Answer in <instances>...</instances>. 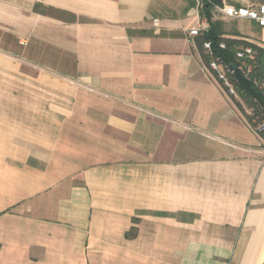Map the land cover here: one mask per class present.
<instances>
[{
  "label": "crops",
  "instance_id": "0c3cea01",
  "mask_svg": "<svg viewBox=\"0 0 264 264\" xmlns=\"http://www.w3.org/2000/svg\"><path fill=\"white\" fill-rule=\"evenodd\" d=\"M207 27L193 0H0V264H264V142Z\"/></svg>",
  "mask_w": 264,
  "mask_h": 264
},
{
  "label": "trees",
  "instance_id": "16d2710c",
  "mask_svg": "<svg viewBox=\"0 0 264 264\" xmlns=\"http://www.w3.org/2000/svg\"><path fill=\"white\" fill-rule=\"evenodd\" d=\"M208 1L211 4L216 5H221L222 3V0ZM211 4H209L206 0L202 1V6L199 10L200 16L205 19L208 25L207 29L202 31L195 38V43L201 55V59L206 67L209 65L211 60H218L219 63L227 65L228 67H233L238 65L235 58L236 50L246 46L252 47L256 52L257 58L256 70L252 76H250V78H245L240 71L235 69L232 73L228 74V80L241 101L247 107L252 108L255 113L260 114L258 109L260 108L264 111V100L262 93L254 85L252 77L253 75H260L262 72V68L259 64L264 57V49H260L256 45L245 42L237 32H233V34H227L224 30V22L215 17ZM203 43L210 44L211 56H209L202 48ZM221 43L225 45L224 49L219 47ZM213 75L216 81L221 85V83L217 80L216 75L214 73ZM235 104L240 112L244 115L247 124L250 126L251 118L245 114L240 104ZM259 137L264 141V133L259 134Z\"/></svg>",
  "mask_w": 264,
  "mask_h": 264
},
{
  "label": "built area",
  "instance_id": "2783aa9c",
  "mask_svg": "<svg viewBox=\"0 0 264 264\" xmlns=\"http://www.w3.org/2000/svg\"><path fill=\"white\" fill-rule=\"evenodd\" d=\"M193 1L195 2L196 8L200 10L202 1L205 0ZM206 1L211 4L208 0ZM211 6L215 15L228 20L247 21L250 23H254L259 29L264 31V0H254V2L252 1L245 5H230L227 4L225 0H222L221 5L211 4ZM201 32V29H192L189 32V37L194 38ZM219 47L221 49H224L225 45L221 43ZM257 47H259L260 49H264L261 46ZM202 48L209 56H211V48L209 43H203ZM235 58L238 63V65L235 66V69L240 71L245 78H250V76H252V74L256 70L257 66L255 50L250 46L238 48L235 52ZM259 65L262 68V72L260 75H253L252 79L254 85L262 93L264 100V57L260 61ZM206 68L216 75L217 80L221 83L222 88L225 90L227 95L232 98H237L238 94L235 92L228 80V74L232 73L235 69L219 63L218 60H211ZM258 110L260 114L252 111L249 116L251 118V125L249 127L257 135L264 133V111L260 108ZM255 114H257L258 116L257 118H254ZM259 119H262V121H260Z\"/></svg>",
  "mask_w": 264,
  "mask_h": 264
},
{
  "label": "rangeland",
  "instance_id": "374dc122",
  "mask_svg": "<svg viewBox=\"0 0 264 264\" xmlns=\"http://www.w3.org/2000/svg\"><path fill=\"white\" fill-rule=\"evenodd\" d=\"M252 1L254 2V0H225V2L230 5H245ZM215 17L224 22V30L227 34L237 32L245 42L264 48V31L259 29L254 23H249L247 21L226 20L218 15H215ZM234 99L238 102V104H240L242 110L250 116L253 111L252 108L247 107L238 96ZM257 117V114H255L254 118ZM259 120L262 121V119Z\"/></svg>",
  "mask_w": 264,
  "mask_h": 264
},
{
  "label": "water",
  "instance_id": "95a60500",
  "mask_svg": "<svg viewBox=\"0 0 264 264\" xmlns=\"http://www.w3.org/2000/svg\"><path fill=\"white\" fill-rule=\"evenodd\" d=\"M232 69H235V66H233Z\"/></svg>",
  "mask_w": 264,
  "mask_h": 264
}]
</instances>
